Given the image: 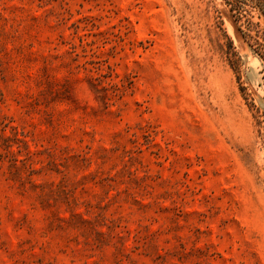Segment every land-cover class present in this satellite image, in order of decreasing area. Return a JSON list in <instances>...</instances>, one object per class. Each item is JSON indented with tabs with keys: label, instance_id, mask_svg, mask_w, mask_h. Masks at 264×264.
<instances>
[{
	"label": "rangeland",
	"instance_id": "rangeland-1",
	"mask_svg": "<svg viewBox=\"0 0 264 264\" xmlns=\"http://www.w3.org/2000/svg\"><path fill=\"white\" fill-rule=\"evenodd\" d=\"M229 1L0 0V264H264V15Z\"/></svg>",
	"mask_w": 264,
	"mask_h": 264
},
{
	"label": "trees",
	"instance_id": "trees-1",
	"mask_svg": "<svg viewBox=\"0 0 264 264\" xmlns=\"http://www.w3.org/2000/svg\"><path fill=\"white\" fill-rule=\"evenodd\" d=\"M246 2L247 0H230L229 1V4L231 5L232 10L236 12V14L238 15L240 19L244 15L243 12H244V6L246 5ZM255 5H256V8H258L264 15V0H255ZM257 37L258 39H255V42H256L255 45H257V49L255 51L258 52L259 55H261V58L264 59V41L263 42L260 41V39H264V35L261 36L260 32H257Z\"/></svg>",
	"mask_w": 264,
	"mask_h": 264
}]
</instances>
